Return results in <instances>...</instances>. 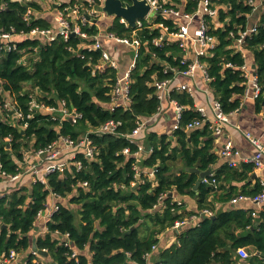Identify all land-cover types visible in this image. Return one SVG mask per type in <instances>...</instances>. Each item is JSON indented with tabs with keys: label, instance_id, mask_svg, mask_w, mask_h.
I'll use <instances>...</instances> for the list:
<instances>
[{
	"label": "trees",
	"instance_id": "trees-1",
	"mask_svg": "<svg viewBox=\"0 0 264 264\" xmlns=\"http://www.w3.org/2000/svg\"><path fill=\"white\" fill-rule=\"evenodd\" d=\"M158 1L165 6L184 5L189 12L198 4V0ZM213 1L220 7L219 16L215 20L207 19L209 32L217 42L201 61L207 65L210 91L224 112L230 114L242 106L247 81L241 69L246 59L235 48L236 38L250 25L254 6L249 0ZM44 9L43 0H0V32L18 34L14 37L15 48L0 49V103L3 106L4 94L9 93L16 111L22 114L16 124L0 120V173H19L27 153L45 148L62 136L78 140L88 133L97 152L93 160L83 154L77 156L82 162L81 169L70 164L64 172L48 174L45 182L34 181L0 197V258L15 250L26 256V264H45L48 257L52 264H126L130 261L148 264L146 255L153 245H159L160 234L177 221L210 208L213 215L199 216L196 222L183 227L176 233L177 241L169 247L158 246L155 264H237V251L249 247L263 255L261 259L255 254L252 261L264 264V222L255 226L250 212L243 209L214 210L209 197L216 190L204 183L195 189L199 174L186 170V167H197L206 171L219 160L209 123L186 130L188 123L202 118L192 95L178 91L170 94L171 99L184 106L179 128L172 136L156 132L146 135L143 147L153 151L140 160V165L156 169L153 179L144 172L138 177L134 169L136 158L123 153L126 147L132 153L139 148L126 137L137 126L138 119L151 117L160 108L154 81L170 79L176 71L187 67L181 63L184 50L180 41L168 35L177 31V22L161 13L153 19L158 24L156 27H149L144 20V27L136 33L140 47L131 73V103L128 107L113 106L112 92L119 72L111 67L102 71L96 68L102 51L88 49L93 40L71 35L67 40L59 37L45 42L19 35L36 27L53 26L43 15ZM82 30L93 36L98 26L82 24ZM133 30L119 18L108 28L119 37H130ZM162 35V44L156 45L154 40ZM243 48L254 55L261 87L255 106L257 111H264V12L257 32L246 38ZM33 87L39 90L38 102L58 107L64 101L69 110L80 112L81 118L73 122L69 118L61 120L44 112H33L30 110V88ZM6 112L12 114V111ZM110 120L121 123L117 134H97L96 130ZM253 171V164L244 163L240 169L226 167L215 176L220 182L222 174L245 180ZM83 182L88 185L83 186ZM232 189L222 201H230L235 196ZM260 190L261 185L257 183L238 194L255 195ZM52 194L61 197L59 209L48 221V231L33 237L37 216L46 210ZM174 195L195 197L198 209L187 210ZM160 201L164 207L158 209ZM261 217L264 220V211ZM248 227L249 233L244 234ZM66 234L72 246L65 244ZM34 242L38 255L30 252Z\"/></svg>",
	"mask_w": 264,
	"mask_h": 264
},
{
	"label": "built area",
	"instance_id": "built-area-1",
	"mask_svg": "<svg viewBox=\"0 0 264 264\" xmlns=\"http://www.w3.org/2000/svg\"><path fill=\"white\" fill-rule=\"evenodd\" d=\"M50 3V5L58 6V14L55 17V22L53 26L50 28H39L36 27L32 29L30 32L21 33V36H27L28 38H40L45 42H51L59 37L64 39H68L71 35H77L83 39H91L93 42L88 45V49L90 50H101L102 51V59L101 62L96 66V68L100 71L105 70L108 67L117 69L119 68V63L116 58L112 56L110 50L104 44V38L107 40H112L116 43H121L125 45H131L134 47V56L133 61L129 65L126 71L123 73H119L117 81L114 85L112 92V105L113 106H124L128 107L131 103L130 97V87L132 84L131 73L136 65V59L139 54L140 40L136 37L137 30L144 27V20H147L149 27H156L158 24L154 23L155 21L151 20L150 15L155 12L156 16L158 13L165 15L167 17L173 18L177 22V31L174 33H168V29L160 24L163 27L164 31H167L168 35L174 38H177L180 41V46L184 50V54L182 55L181 63L186 64L187 67L183 70L176 71L175 75L170 79L164 80H155L154 86L156 87L158 98L163 100L165 96H167L177 107V123L174 126V130L179 128L181 112L184 109V106L179 105L177 101L171 99L170 94L173 91L170 86L173 82V79L176 75H183L187 78L196 79V74L198 71H201L204 75V78L207 82H209L210 77L207 72V65L205 62L201 61V57L207 56L210 54L211 49L215 46L217 39L215 36L211 35L209 20H215L219 16V6L214 3L213 0H198V4L196 9L193 12L186 11L184 9V5H180L181 7H173V6H165L162 2L158 0H148L152 9L149 16L146 19L138 20L137 26L133 28L132 35L130 37H119L114 33L108 31V29L102 28L100 25V21L107 20L108 25H111V22L115 18H119L120 22L125 26L130 27L127 20L123 17H114L108 16L103 10L101 6L104 4V0H45ZM127 1V0H124ZM167 3V0H165ZM249 4L254 6V10L257 7L255 0H249ZM155 16V17H156ZM154 17V18H155ZM28 18V17H26ZM153 18V19H154ZM199 20L198 26L191 31V26L195 20ZM82 24L93 25L96 24L98 26V32L89 36L87 32L82 30ZM217 26L221 24L217 23ZM131 28V27H130ZM258 30V22L253 23L251 26H248L245 30L239 32V36L236 38V47L243 46L247 37L255 34ZM18 34L10 33V32H0V49L6 48L7 50L13 49L16 47V41L14 37ZM167 35V37H168ZM91 37V38H90ZM164 35L156 38L154 40L156 45H161L163 41ZM189 43H191L195 48L194 58L188 57V47ZM81 46H87L86 44H82ZM239 50V48L237 47ZM242 51V49L240 50ZM231 64H228L230 66ZM244 76L246 77V90L244 98H253L256 99L259 97L261 93V87L258 83V76L255 70H252L246 62L241 66ZM196 82V81H195ZM35 91L31 92V102H30V110L40 111L47 114H50L53 117H60L61 120L65 118H69L73 122H76L78 118H81V113L76 110H69L64 101L59 103L58 107L45 105L44 103L38 102L37 97L39 95V90L34 87ZM209 88L207 91L209 92ZM174 91L178 92H187L190 95H193L194 87L192 84L188 82H182L174 88ZM2 105V104H1ZM211 109L213 112V118L211 121L210 129L213 134L217 137H222L224 135V129L226 124L229 121V114L225 113L222 104L216 98L210 100ZM5 111H12L15 116H17L18 120L22 118V114L16 111L15 107L8 101H5L3 104ZM196 110L202 115L201 119H195L186 125V130H192L195 128H202L207 123V114L206 110L203 106H196ZM160 111V108H159ZM30 116V115H29ZM121 123L119 121L110 120L104 125H102L98 130H96L97 134H117L118 126ZM148 127V119L141 117L137 121V126L134 130L126 134V137L134 143L139 145V148L136 152L132 153L130 148L126 147L123 150V153L127 156H133L136 158V163L134 164V169L136 170V175L139 177L142 172L147 174L150 179H153L155 176L156 169L151 168L149 171L144 170L141 165L139 166L140 157L149 156L153 149H145L143 145L139 143V138L146 128ZM24 128V126H22ZM247 137L251 140V142L257 147V150L253 156H246L241 158V160H237L235 157L239 155L238 150L235 148L233 141L229 138H225L222 146L220 147L218 154L220 157L225 158L229 167L237 168L241 163H251L255 166V168H261L263 166L264 160V144L256 137H254L250 132L246 133ZM97 152V147L93 144L90 139L88 133L82 135L78 140H73L70 137H60L54 143L48 145L45 148L34 151L33 154V162L27 167L24 171L23 164L20 165L22 170L15 174H7L5 172H1L0 176V185L3 183H13L21 179L24 175H31L34 178V181H46V176L52 172L60 171L64 172L65 169L70 164H75L78 169L82 168V162L77 160V156L83 154L87 159L93 160L95 159ZM1 170V166H0ZM202 183L212 186L214 190H218L220 187V181L216 178L212 173L201 179ZM83 186H87L88 182H83ZM261 190L255 195H244L240 194L237 197L232 199V202L239 201H250L255 204V209L250 211V214L253 217H257L260 211V207H264V182L261 184ZM3 195H0V197ZM58 202L54 205H50L48 203L45 211L40 212L37 216L36 223L42 219L47 217V223L51 220L53 213L59 209V201L61 197L56 194H52ZM166 194H163L162 198H165ZM176 201L181 204L182 201L176 199ZM159 206L164 207L163 201H160ZM214 214V211L210 208L201 209L198 214L192 215L185 220L177 221L172 229L179 233L183 227L190 223H194L198 220L199 216H211ZM48 231V227L46 226V232ZM68 235L66 234V238ZM66 245L72 246L71 242H69L68 238L65 241ZM158 245L155 244L152 246V250L147 253L146 257L148 260L152 257L153 252L157 251ZM245 248H240L237 252L242 257H247L248 254L244 250ZM46 251V250H44ZM31 254L38 255L39 251L37 249L32 248L30 250ZM77 252L73 253V256H76ZM0 264H26L24 258H22V254L18 253L15 250H11L8 255L4 254L0 258ZM126 264H135L130 261Z\"/></svg>",
	"mask_w": 264,
	"mask_h": 264
},
{
	"label": "crops",
	"instance_id": "crops-1",
	"mask_svg": "<svg viewBox=\"0 0 264 264\" xmlns=\"http://www.w3.org/2000/svg\"><path fill=\"white\" fill-rule=\"evenodd\" d=\"M255 1H256L257 7L255 8L254 12L249 17V20H250L249 26H251L255 22H259L260 17L264 12L263 0H255ZM43 2H44V8H45L43 15L46 16L45 11L51 12V15L49 17L48 16L46 17L52 23H54L55 17L58 14V9H59L58 6L50 5V3L45 0H43ZM103 21L105 22L106 20H103ZM198 23H199L198 19L193 22L191 26L192 32L198 26ZM109 26L110 25L106 24V26L102 28L108 29ZM104 39H105L104 44L110 50V53L112 54V56L116 58L119 63L118 72L120 74L123 73L124 71L127 70L129 65L133 61V55L131 56V52H134V47L131 45L116 43V42H113L112 40H107V38H104ZM188 45H189L188 57L194 58L195 48L191 43H189ZM237 47L239 48V50L242 49V53L244 54L245 59H246V64H248V66L252 70H255L253 68V65H254L253 53L245 51L243 46H237ZM237 47L235 46L236 49ZM182 82H188L193 85L194 92H193L192 97L194 98L195 105L203 106L205 108L206 114L208 117L207 123L211 125V121L213 118V112L211 109L210 100L215 97L210 90L209 92L207 91V89L209 88V85H208L209 82L206 81L203 73L201 71H198L196 74L195 80L187 78L183 75H176V77L173 79V82L171 83V86H170L171 90L173 89L174 91V88L177 85L181 84ZM30 89H32L31 92L36 90L34 87ZM7 97H10L9 93L4 94V100L8 101ZM242 101H243L242 106L238 108L237 110H235L234 112L229 114V121L226 124V127L224 129V135L222 137H217L216 135L212 133V136L215 138L214 143H215V149L217 152L222 146V143L224 142L225 138H229L233 141L235 148L239 152V155L235 157L237 160H241V158L246 157V156L248 157L253 156L257 150V147L247 137L246 135L247 132H250L254 137L258 138L264 144V111L259 112L256 110L255 99L253 98H250V97L243 98ZM160 102H161L160 111L158 110L156 114L147 118L148 127L144 131H142L140 138H139V143L141 145H143V142H145L146 135L150 132H156L159 135L167 134L169 136H172L173 132L175 131L174 126L177 123L176 105L167 96H165L163 100H161ZM0 108L2 109L1 103H0ZM2 110L3 112L5 111L4 109ZM9 115H13L12 121L14 124H16L19 121L17 116H15L13 112L12 114H9ZM2 120H5V118H3ZM140 158L143 159V155ZM226 161L227 160L225 158L219 156V160L217 161V163L213 164L210 169L211 173L213 175H216L219 172V170H224L226 167H229ZM241 165L242 163L237 168L240 169ZM139 166H140V161H139ZM143 169L146 171H149V168H143ZM32 182H34V178L31 175H24L21 179L16 181V183L15 182L3 183L0 185V195L10 194L15 189L20 188L21 186H24V185L30 186ZM262 182H264V160H263V166L261 168H255L254 166V171L250 173V176L248 177V179L238 180L237 178L231 177L226 174H222L220 187L218 190L211 193L209 197V201L211 202V205L214 207V210L232 211V210L243 209V210H246L247 212H250L253 209H255V207H257L255 206V204L251 203L250 201H244V200L239 201V202H232V199L240 195L238 194V192H240L241 190L243 189L248 190L254 187L255 184L257 183L261 185ZM230 188H233L232 190L235 196L230 201H222L223 200L222 198L227 195V191H229ZM244 195H250V194H244ZM174 199H178L182 201L183 204H185V207L187 210L196 211L198 209V202L195 197H192L189 195H174ZM57 202L58 200L54 196L50 195L48 203L50 205H54ZM160 207L162 206L158 205L157 208L159 209ZM76 208L78 207L76 206ZM259 209L260 211H259L258 216L257 217L252 216L255 226H258L262 222H264V220L261 217V213L264 211V207L263 208L260 207ZM46 226H47V217L40 219L36 223V227L34 229V232L32 233V236L36 237L38 235L45 234ZM249 231L250 230L248 227L246 231L244 232V234L249 233ZM159 239H160L159 248L160 247L166 248V247H169L172 243L177 241V234L172 228H170L164 233L160 234ZM244 250L246 251L248 256L242 257L237 252L236 254L237 264H259L258 262L252 261L251 259L255 254H258L259 258L261 259L263 258L262 253L257 252L256 250H254L253 247H249L247 249L245 248ZM156 252H154L152 257L148 260V264H155L156 257H157L156 256L157 254H155ZM25 257H26L25 255L22 256V258H25ZM45 262H47V264H52V259L48 257L47 259H45ZM215 264H218V263H215Z\"/></svg>",
	"mask_w": 264,
	"mask_h": 264
},
{
	"label": "water",
	"instance_id": "water-1",
	"mask_svg": "<svg viewBox=\"0 0 264 264\" xmlns=\"http://www.w3.org/2000/svg\"><path fill=\"white\" fill-rule=\"evenodd\" d=\"M101 9L108 16L125 18L129 26L131 28H135L138 20L146 19L149 16L152 7L148 0H104V4L101 6ZM253 68L255 69V65H253ZM186 170L197 172L199 174L200 178L195 185V189H197L200 185L202 178L211 174L210 169L201 171L197 167H186ZM170 195L172 196V193H170ZM33 248L37 249L35 242L33 244ZM43 253L47 255L46 251H43Z\"/></svg>",
	"mask_w": 264,
	"mask_h": 264
},
{
	"label": "rangeland",
	"instance_id": "rangeland-1",
	"mask_svg": "<svg viewBox=\"0 0 264 264\" xmlns=\"http://www.w3.org/2000/svg\"><path fill=\"white\" fill-rule=\"evenodd\" d=\"M45 15L46 16H50L51 15V12H49V11H45ZM156 16V14H155V12H153L151 15H150V18H151V20H153V18ZM108 23V21L106 20L105 22L104 21H100V25L102 26V27H105L106 26V24ZM134 56V52H131V56ZM7 100L12 104V106H14V100H13V97L12 96H10V97H7ZM6 101V100H5ZM2 109H4V107L2 106ZM1 108H0V120L1 119H3V118H5V120H11L12 121V119H13V115H9L8 114V112H6V111H4L3 112V110H2ZM2 111V112H1ZM13 122V121H12ZM15 122H16V120H15ZM32 154H33V152H31L30 154L29 153H27V160L28 161H26V163L25 164H23L24 166H23V168H24V171L27 169V167L33 162V159H32ZM76 210H77V208H76ZM159 246V245H158ZM44 262H45V260H44ZM45 264H47V262H45Z\"/></svg>",
	"mask_w": 264,
	"mask_h": 264
}]
</instances>
